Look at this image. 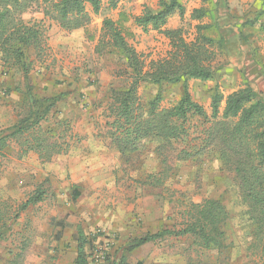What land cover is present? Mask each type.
I'll return each instance as SVG.
<instances>
[{"label":"rangeland","instance_id":"1","mask_svg":"<svg viewBox=\"0 0 264 264\" xmlns=\"http://www.w3.org/2000/svg\"><path fill=\"white\" fill-rule=\"evenodd\" d=\"M180 1L185 10L183 16L179 17L177 14L171 16L163 29H180L183 38L186 41H192L197 34L196 26L210 24L213 20V15H211L212 19L209 15L199 20L193 19L192 12L199 8L212 9L213 4L205 0ZM213 2L218 6L215 14L217 20L220 18H223V21L226 20L225 29L222 30V34L225 31V35L222 36L223 47L218 45L212 47L215 54L212 66L215 67L217 73L212 81H188L190 96L203 109L208 120L211 115L210 97L214 87L222 95L220 114L226 96L232 90L244 87V78L240 71V57L236 54L241 51L237 46L240 41L232 33L234 27L231 20L241 19L254 24L247 25L243 31L245 34L242 32L240 37L245 42L252 39L250 41L256 43V55L264 65V12H261L264 9V0H213ZM157 6L158 0H101V11L98 15H93L91 9L87 8L92 17L91 23L85 28L71 32L63 31L54 21L44 19L40 10L31 9L22 15L25 22L43 20V26L46 29L43 53L39 57H30L32 64L29 77L31 84L34 85V94L38 97H50L65 93V97L57 105L58 116L79 131L92 127L96 132L92 133L93 141L98 143V149L92 153L93 158L90 163L97 164L94 156H104L109 163L107 173H105L108 180L94 182L93 185L96 186L95 190L104 192L103 195L106 194L95 205L105 208L103 214L107 215L109 227L112 229L110 228L111 231H109L103 226L94 228L93 235L96 239L91 241L89 235L91 242L88 245V257L92 259L95 251L98 248L103 249L106 243H108L106 255H110L115 250L116 243L121 242L129 234L138 235L143 230L154 231L160 221L164 222L162 227L171 228L174 223L181 221L178 213L184 209L182 204L199 203L207 198L221 200L231 216L228 224V243L231 247L223 251L221 255H230L231 252L240 254L246 251L251 242V227L246 215V206L241 202L233 174L224 171L214 152L209 148H204L203 133L209 126L207 122L189 113L185 126L186 136L181 141L174 142L173 151L168 148L167 152L159 157L156 156L155 151L156 145L159 144L156 139L150 140L144 150L127 157H121L111 142L109 124L112 119L108 116L109 91L111 88L126 87L131 80L127 75L122 74L124 70L118 56L106 54L98 57L94 54L102 21L104 18L121 21V30L126 41L147 65L152 60L166 56L170 49L169 41L161 32L150 28L144 31L135 24L133 18L142 14L144 7L154 10ZM207 32L202 33L205 35ZM231 56L237 57L229 60ZM3 67L0 60V131L15 124L18 120L17 106L21 99L16 93L6 94L5 91L16 85H19L20 89L23 88L21 77L18 74L16 76L5 74ZM231 78H233L232 82L228 83L227 80ZM232 85H234L233 89ZM257 86L254 87L256 91L259 90ZM259 92L264 99V90H259ZM156 93L157 88L148 84H141L137 89V97L146 108L147 103ZM181 96L182 86L180 84L164 86L161 90L160 107L175 106ZM9 102L12 105L10 111L6 108ZM75 140H80L78 135ZM14 151L12 149L9 154L5 153L0 157V198L17 209L20 204L24 203L32 189L23 185L13 189L14 187L10 188L9 182L5 181L13 170L19 173L18 178L26 177L23 172L26 170L22 167L23 163L6 157L9 155L16 158ZM184 151H189L190 157L186 156ZM165 160L167 162L163 164ZM165 166L170 168L162 184H156L153 178H148L151 175H158ZM41 184L43 185L34 184V186L48 194L52 189L51 183ZM80 184L77 187L80 189L81 197L73 202V206L88 203L87 192L91 186H87L84 180ZM67 216H72L71 220L75 219L73 223L75 224L80 215L73 213ZM13 230L14 237L12 236L10 240L20 243L18 227ZM103 234L104 236L107 234L108 238L102 241L101 235ZM6 246L5 243H0V253ZM37 247L43 249V252L46 250V247ZM35 248L30 249L35 250ZM48 248L51 249V247ZM189 248L190 254L205 255L207 259L215 254L214 251ZM52 249L51 253L57 252L54 247ZM256 259H258V264H264L261 258L256 257Z\"/></svg>","mask_w":264,"mask_h":264},{"label":"trees","instance_id":"2","mask_svg":"<svg viewBox=\"0 0 264 264\" xmlns=\"http://www.w3.org/2000/svg\"><path fill=\"white\" fill-rule=\"evenodd\" d=\"M205 1L212 3L213 8L195 9L192 18L199 20L207 15L211 18L213 15V20L210 24L197 25V34L192 41H186L180 29H163L171 16H183L185 10L180 0H158L156 9L144 7L142 14L134 16L133 21L144 31L150 28L161 32L169 41L170 49L166 56L152 60L147 65L126 41L121 30V21L104 18L94 54L98 57L106 54L118 56L124 70L122 74L131 80L126 87L111 88L109 91L108 116L112 119L109 134L121 157L144 150L152 139L158 140L155 151L159 157L168 148L173 151L174 142L181 141L186 136L185 126L189 113L207 122L209 126L203 133L204 148L214 152L224 171L233 174L241 202L246 206L251 227V242L246 251L264 260L262 94L245 81L243 88L226 96L220 114L222 95L214 87L210 97L211 115L208 120L203 109L193 101L188 91L189 80L205 82L215 78L217 72L212 66L215 58L212 47L218 45L222 48L224 43L223 37L215 41L202 33L210 28L219 29L215 16L218 6L213 0ZM88 7L93 15H98L101 11V0H0V60L5 74H18L23 82L22 89L16 85L5 91L6 94L16 93L21 99L17 106L18 120L11 127L0 131V156L12 141L17 144L22 154L33 152L43 162L67 152L68 145L61 140L69 130V125L58 116L57 111L58 103L66 94L38 97L34 94V85L29 77L32 64L30 57H39L44 50V21L25 22L22 15L31 9L40 10L44 19L52 20L63 31L71 32L91 23ZM244 22L243 26L254 25L252 22ZM141 84L157 88V93L147 103V108L137 97V89ZM178 84L182 86L179 102L171 108H161L162 88ZM184 154L190 157L189 151H184ZM165 157L167 159L166 155ZM166 162L165 160L163 164ZM169 168L165 166L158 175L148 178H153L160 185L167 178ZM43 194L37 187L15 210L0 198V241L12 230L19 212L29 205L41 202ZM182 207L183 211L178 213L181 217L178 226L128 239L123 247L115 250L113 256L105 257L104 264H128L124 260L125 253L164 236H188L197 247L219 254L231 247L228 243L231 216L221 200L207 198L199 203L187 202ZM85 244V240L78 242V258L75 264H87Z\"/></svg>","mask_w":264,"mask_h":264},{"label":"crops","instance_id":"3","mask_svg":"<svg viewBox=\"0 0 264 264\" xmlns=\"http://www.w3.org/2000/svg\"><path fill=\"white\" fill-rule=\"evenodd\" d=\"M225 21L226 20L223 21V18L218 19L219 29L210 28L206 30L208 32L206 33L207 35H205L215 41L221 39L222 36L225 35V31L224 34H222V30L225 29ZM243 22L244 21L241 19L231 20L234 27L232 33L235 35V38L240 41L237 46H239L241 51H238L236 54L240 57V71L243 74V83L248 81L252 87L258 85L257 88L263 91L264 65L259 61L256 55V43L250 41L252 39L245 42V40L240 37V33H242L246 27L242 25ZM242 34L245 33L243 32ZM230 55H232V53H230ZM234 57L237 56H231L229 60ZM223 77L225 78V76ZM227 77L230 78L231 76ZM224 78L223 81H225ZM233 78L230 80L228 79L227 82L231 83ZM255 79L256 81H254ZM231 87L233 89L234 85ZM236 90H232L230 93ZM11 107L12 105L9 102V106L6 108L10 111ZM72 127L69 126V130L61 140L62 143L68 145L67 152L53 156L50 161H41L38 155L33 152L22 154L17 144L13 141L9 142L8 147L3 150L2 155L5 153L9 154V152L14 149L16 158L9 155L6 157L13 161L22 162V167L26 169L23 171L26 177L18 178L17 175L19 173L15 172V170L7 176L5 181L9 182L10 188L14 187L13 189H17L22 187V185L28 188L31 187L32 190L29 192L30 195L36 189L34 184L41 186L43 185L41 183L46 182L51 183L52 189L48 194H45L44 191L41 202L35 205H29L25 210L19 212L18 218L12 225V230L0 241V243H5L7 245L4 251L0 253V264H75L78 258L77 251L78 242L80 240L86 241L84 248L87 254L89 242L96 239V236L93 235L94 228L103 226V228L111 231L109 219H107V215L103 214L105 208L95 205L103 199L106 194L103 195L104 192L95 190L96 186L93 185L94 182H105L108 180L105 174L108 170V160L104 158V156H94L97 161L95 165L97 166L93 169L95 165H92L90 162L93 158L92 153H95L98 149V143L93 141L92 133L96 132L92 127H86L83 131H79L77 128ZM77 135L80 139L79 141L75 140L77 139ZM72 139H74V141H72ZM14 152H12V154ZM31 163L34 164L30 165ZM57 163L59 164L57 165ZM3 178L4 177H2V179ZM82 180L86 182L87 186H91L89 192H87L88 203L82 206H73V202L81 197L80 189L77 186L81 185L80 182H82ZM29 195H27V198ZM97 198L99 199L97 200ZM13 209L15 210L14 207ZM73 213L80 215L76 219L77 221L75 224H73L75 219L71 220L72 216H67V214ZM157 224L159 225L157 226L156 223H152V225H156L157 227L154 231L143 230L141 234H138L139 236L129 234L121 242L116 243L115 250L123 247L128 239L137 238L146 233L154 234L166 229L171 230L173 227L178 226L179 223H174L171 228L162 227L164 225L162 221ZM69 226H71V228ZM15 227H18L20 243L10 240L12 236L14 237L13 229ZM107 234H105V236L104 234L101 235L102 241L108 238ZM89 235L91 236V241ZM124 236H126L125 232ZM188 241L190 243H188ZM37 246L46 247L45 252ZM31 247L36 248L33 250L30 249ZM47 247H51V249H47ZM52 247L57 250L56 253H51L53 252ZM189 247H191L192 250L199 248L194 245L193 239L188 236H164L161 239L146 243L130 253H125L124 260L128 264H258V259L248 254L247 251L240 254L231 252L230 255H221L214 251L215 254L212 258L207 259L205 255L195 256L190 254ZM115 250L110 253L111 256H113ZM117 256L119 255L117 254ZM86 261L87 264H93L88 254Z\"/></svg>","mask_w":264,"mask_h":264},{"label":"built area","instance_id":"4","mask_svg":"<svg viewBox=\"0 0 264 264\" xmlns=\"http://www.w3.org/2000/svg\"><path fill=\"white\" fill-rule=\"evenodd\" d=\"M108 243H106V245H104L103 249L102 248H98L97 251H95V253L92 255V262L93 264H104L105 261V257L107 256L106 251L108 250ZM107 249V250H106Z\"/></svg>","mask_w":264,"mask_h":264}]
</instances>
